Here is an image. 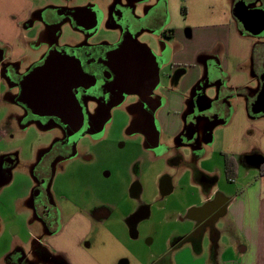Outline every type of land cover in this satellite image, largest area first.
<instances>
[{
  "label": "crops",
  "instance_id": "obj_1",
  "mask_svg": "<svg viewBox=\"0 0 264 264\" xmlns=\"http://www.w3.org/2000/svg\"><path fill=\"white\" fill-rule=\"evenodd\" d=\"M166 1L168 5L169 0ZM40 2L41 0H0V63L17 65L20 75L39 59L47 46L46 30L34 18V12L46 5ZM155 3L156 0H149L146 5ZM168 14L169 21L173 23L170 13ZM183 20H187V14L183 16ZM194 28L198 31L201 27ZM197 35L203 37L200 31ZM203 38L209 49L223 46L224 50L218 55L225 77L222 87L233 94V104L229 103V110L223 113L221 120L227 131L223 133V147L217 154L206 150L196 156V161L190 166L180 165L181 159L188 156L183 153V148L175 145V138L182 130L181 112L190 88L202 80L201 70L194 66L189 72L179 74L173 83L170 82L171 86L165 84L162 88L164 104L161 132L164 138L172 139L170 145L162 147L173 149L171 161L177 167L170 164V157H165L167 165L163 170L150 165L153 174L152 197L146 196L142 177H130L119 204L111 205V212L115 215L112 225L127 227L133 239H136L137 227L142 222H152L154 215L156 220L162 216V246H157L156 249L149 246L148 259L136 264H264V174H260V167H245L242 159V154L247 153L254 145L264 154V117L250 119L245 100L241 96L244 88L253 85V77L249 72L236 68L249 56L248 42L246 41L245 47H238L237 42L243 39L230 23L217 31L212 27ZM177 40L180 45L187 43L181 35H178ZM196 45L200 46L201 42ZM170 61L191 64L194 57L191 54H174ZM210 88L216 89V86L212 85ZM16 94V88L10 86L0 75V196L6 189L4 187L10 185L9 178L14 168H21L26 179L25 188L16 194L9 207L10 220L2 226L0 232V263L107 264L90 254V246L94 245L88 244L87 240L97 227L103 229L101 220H106L111 215L103 210L95 215L88 214V206H84L82 211H86L80 213H75L73 207V212L68 213L63 207L58 231L46 235L42 245L35 246L36 239L42 236L43 231L32 218L27 206L29 194L36 184L31 169L40 152L57 135L37 128L50 136L43 145H38L34 150L31 148L26 155L20 146L11 147L7 140L12 132L19 135L35 127L32 125L21 128L18 125L17 120L23 112L13 102ZM247 126L257 135L248 138ZM223 154L233 155L239 161L238 175L232 183L225 177ZM250 155H253V150ZM7 156L12 157L13 164L3 175V159ZM189 158L191 154L186 160ZM204 162L210 166L204 167ZM161 175L162 191L159 181ZM136 183L139 186L138 194L133 191ZM54 185L52 183L51 189ZM153 207L158 209L156 214L152 212ZM141 209L146 214L137 219L132 218ZM74 222L75 227L85 225L87 231L75 242H69L67 229ZM123 233L126 234V231L123 230ZM3 238L5 244L1 242ZM114 240L118 242L115 237ZM38 251L41 252V257L37 254ZM55 254L62 260L56 258ZM12 256L16 261L11 260ZM111 264L133 263L128 257L112 261Z\"/></svg>",
  "mask_w": 264,
  "mask_h": 264
},
{
  "label": "flooded vegetation",
  "instance_id": "obj_2",
  "mask_svg": "<svg viewBox=\"0 0 264 264\" xmlns=\"http://www.w3.org/2000/svg\"><path fill=\"white\" fill-rule=\"evenodd\" d=\"M148 1L68 0L63 4H46L34 12V18L46 30L44 53L21 75L17 65L0 63V75L17 90L13 102L23 112L17 120L18 125L21 128L34 125L39 130L57 135L40 152L31 169L36 184L29 194L27 206L43 231L42 236L36 239V247L42 245L46 235L58 231L63 214V207L52 199L55 168L67 167L72 160L88 159L79 157L80 139L84 136L93 141L99 139L115 109L128 115V133L137 134L143 140L141 146L149 157L146 163L136 158L132 166L160 165L162 170V75L165 70L167 81L171 83L176 80L174 75L185 74L194 66L202 73V80L190 88L184 102L182 130L175 138L176 147L191 151L189 160L193 161V153L199 151L200 141L208 143L210 140L216 117L222 119L223 113L229 110L228 100L233 94L222 87L225 77L218 57L224 48L218 45L209 49L203 38L212 27L198 30L203 37L197 35L194 27H175L169 21L166 0L146 5ZM233 3L230 24L240 37L249 40V56L236 68L249 72L253 77V87L244 88L241 96L245 100L248 117L254 120L264 117V34L255 36L249 30H256L257 24L263 23L264 0H233ZM236 6L242 8L241 20L234 17ZM178 35L187 42L185 45H180ZM145 37L156 41L158 50H153L143 41ZM199 41L201 45L197 46ZM174 54H191L194 62L172 63L170 58ZM153 60L154 66H151ZM43 66L49 68L48 72L39 74L33 81V87L37 85L35 98L50 97V105L41 107L42 111L49 113L47 115L35 113L29 107L21 88L23 80ZM154 74L150 83L142 84ZM56 82L62 87L57 92L52 85L49 87ZM212 85L216 86L215 100L207 98L210 109L199 111L200 104H206L203 92ZM68 88H71L72 95H68ZM203 121L208 123L201 127ZM9 157L3 159V175L13 164L6 163ZM189 160L186 161L189 163ZM263 165L264 161L259 167ZM141 175L139 170V175L134 176L140 179ZM159 181L162 191V175ZM137 185L133 189L136 194L139 192ZM92 201L93 204L88 202L84 206H88V214L95 215L101 210L95 209V201ZM73 209L75 213L82 211L81 208ZM145 214L141 209L132 218ZM37 254L42 255L39 251Z\"/></svg>",
  "mask_w": 264,
  "mask_h": 264
},
{
  "label": "rangeland",
  "instance_id": "obj_3",
  "mask_svg": "<svg viewBox=\"0 0 264 264\" xmlns=\"http://www.w3.org/2000/svg\"><path fill=\"white\" fill-rule=\"evenodd\" d=\"M66 1L68 0H41L40 3L44 5L63 4ZM77 1L83 2L84 0ZM233 4H235L233 0H169L168 11L173 22L172 25L175 27H182L184 25L204 28L213 27L217 31L220 27L227 26L231 22ZM186 14L187 20H183V16ZM66 31L64 29L65 33ZM242 39V41L237 42L240 48L245 47L246 41L249 43V40L245 37H242ZM143 41L148 43L153 50H158L156 41H151L148 37L143 38ZM164 72L166 74L167 71L165 70ZM165 74L162 75V86L164 87L165 84L171 86V83L167 82ZM173 78L176 79L177 75H174ZM249 87L252 88L253 86ZM249 87H246V89ZM203 93H205L208 99L215 100V88L206 89ZM228 102L232 105L233 98L231 97ZM218 119L216 117L214 126L211 129V142L204 143L200 141L198 144L199 151L193 153V161L189 160L188 163L186 158H182L180 162L181 166H190L196 161V154H203L206 150L215 154L220 152L223 147L222 140L225 123L220 121L222 119ZM203 123L206 125L208 121L201 122V127H203ZM247 127L248 138L257 135L250 126ZM128 129V115L124 114L120 109H115L113 111V118L103 127L99 139L93 141L88 136L80 139L78 143V147L80 148L78 151L79 157L85 156L88 159H76L70 161L67 167H56L52 176V183L55 184L54 191H52V199L60 204L61 207H65L68 213L73 212L72 207L83 209L84 204L88 202L93 204L92 200H97L99 203H95L96 206L94 208L103 210V212L111 215L106 220H101L104 224L103 229L97 227L91 238L87 240L88 244L94 245L90 246V254L93 257L102 259L107 264H111L112 261L127 259L128 257L131 263L136 264L138 261L148 259L149 246H153L154 249L157 246H162V216L156 220V215H154L155 219H152V222H142L137 227L136 239L131 238L127 227H121L120 224L117 226L112 225L114 224L115 215L112 213L111 205L119 204L130 177L138 179L134 175H139V170L142 173L144 172L141 177L144 182L146 196L152 197V193H154L151 166L146 164L140 167L137 164L135 167L132 166V162L136 158L142 159L146 163L149 157L146 156L147 154L141 146L143 140L137 134H129ZM49 137V135L41 133L37 128L31 127L19 135L12 132L7 142H10L11 147L20 146L23 149V153H25L24 155H26L31 148L34 150L36 147H39L38 145H43L45 141L49 140ZM170 143H172V139L168 140L167 137L164 138L162 135V145H170ZM162 150L163 170L167 165L165 157H170L169 162L173 164V160L171 161V159H173L174 152L168 146L162 147ZM183 150V153L189 157L191 151L188 149ZM251 150H253V155H250ZM251 150L242 154L243 162L246 164L245 167H259L264 161V154L256 145ZM173 165L177 167L176 164ZM203 165L204 167L210 166L207 162H204ZM157 167L161 168L160 165ZM242 167H244L243 164ZM21 171L19 167L11 171L9 178V181H11L10 185L4 187L6 189L0 196V232L2 226L6 225L10 220L11 212L9 207L13 203L16 194L25 188L26 179L23 177L25 175ZM262 180L264 181V178ZM157 210V207H153L152 212L156 214ZM123 230L126 231V234L123 233ZM67 231L69 242H75L86 233L87 227L85 225L75 227L74 222L68 226ZM114 237L118 242L114 240ZM1 242L6 243L4 238ZM56 258L62 260L59 255H56ZM11 260L14 262L16 258L12 256Z\"/></svg>",
  "mask_w": 264,
  "mask_h": 264
},
{
  "label": "water",
  "instance_id": "obj_4",
  "mask_svg": "<svg viewBox=\"0 0 264 264\" xmlns=\"http://www.w3.org/2000/svg\"><path fill=\"white\" fill-rule=\"evenodd\" d=\"M242 11V8H241V6H236V7H234V9H233V14H234V17L235 18H237V19H240L241 20V12ZM257 26H258V28L256 29V30H249L250 31V33L251 34H253V35H255V36H257V35H262V34H264V17H263V23H261L260 25L259 24H257ZM154 60L150 63V65L152 66H154ZM48 67H46V66H43V67H40L39 69H35V70H33L24 80H23V83H22V86H21V88H22V93H23V95H25V97H26V99H27V101H28V105H29V107L35 112V113H38V114H41V115H47V114H49L48 112H44V111H42V109H41V107H47L48 105H50V102H51V100H50V97L48 96V97H42V98H35V96H34V89L37 87V85L36 86H34L33 87V81H34V79L39 75V74H41V73H43V74H46L47 72H48ZM155 75L156 74H154V75H151L150 76V78L149 79H147V80H143L142 81V84H145V83H150L151 81H152V79H154V77H155ZM52 85V89L54 90V91H60L61 90V88L62 87H59V85H61V83H58V82H56V83H51L50 85H49V87ZM48 87V88H49ZM211 87V86H210ZM209 87V88H210ZM208 88V87H207ZM206 88V89H207ZM205 89V88H204ZM44 90V89H43ZM47 90V89H46ZM127 91V90H126ZM72 95V91H71V88H68V95ZM202 98L203 99H205V101H206V104H200V109H198L199 111H206V110H208V109H210V105L208 104V99H207V97L206 96H204V95H202ZM43 99V100H42ZM204 105V106H203ZM63 123V122H62ZM64 124V123H63ZM211 140H212V137L210 138V140L208 141V143L209 142H211ZM6 161V163H8V164H12L13 163V159H11L10 157H9V159H6L5 160Z\"/></svg>",
  "mask_w": 264,
  "mask_h": 264
},
{
  "label": "trees",
  "instance_id": "obj_5",
  "mask_svg": "<svg viewBox=\"0 0 264 264\" xmlns=\"http://www.w3.org/2000/svg\"><path fill=\"white\" fill-rule=\"evenodd\" d=\"M224 158V173L228 182L232 183L236 180L238 175V162L233 155L223 154ZM259 172L264 174V165L260 167Z\"/></svg>",
  "mask_w": 264,
  "mask_h": 264
}]
</instances>
